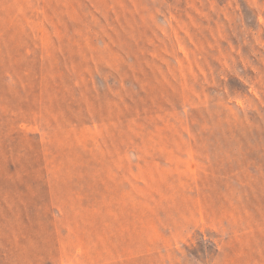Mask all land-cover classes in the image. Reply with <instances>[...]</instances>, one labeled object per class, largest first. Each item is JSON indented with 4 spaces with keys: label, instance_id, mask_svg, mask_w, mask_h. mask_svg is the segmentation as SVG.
Masks as SVG:
<instances>
[{
    "label": "rangeland",
    "instance_id": "374dc122",
    "mask_svg": "<svg viewBox=\"0 0 264 264\" xmlns=\"http://www.w3.org/2000/svg\"><path fill=\"white\" fill-rule=\"evenodd\" d=\"M0 264H264V0H0Z\"/></svg>",
    "mask_w": 264,
    "mask_h": 264
}]
</instances>
